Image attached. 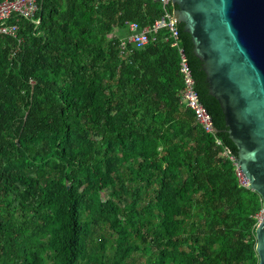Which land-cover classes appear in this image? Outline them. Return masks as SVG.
<instances>
[{"label": "trees", "instance_id": "obj_1", "mask_svg": "<svg viewBox=\"0 0 264 264\" xmlns=\"http://www.w3.org/2000/svg\"><path fill=\"white\" fill-rule=\"evenodd\" d=\"M161 13L158 0H39L10 20L16 37L0 33V264H258L262 197L240 181L190 35L179 24L216 135L181 103L166 29L122 45L129 21Z\"/></svg>", "mask_w": 264, "mask_h": 264}, {"label": "water", "instance_id": "obj_2", "mask_svg": "<svg viewBox=\"0 0 264 264\" xmlns=\"http://www.w3.org/2000/svg\"><path fill=\"white\" fill-rule=\"evenodd\" d=\"M172 2L178 32L181 24L190 35L209 94L223 111L224 131L237 147L234 159L239 170L249 187L262 197L256 251L258 264H264V0ZM189 68L197 102L214 123ZM215 131L220 130L215 127Z\"/></svg>", "mask_w": 264, "mask_h": 264}, {"label": "built area", "instance_id": "obj_3", "mask_svg": "<svg viewBox=\"0 0 264 264\" xmlns=\"http://www.w3.org/2000/svg\"><path fill=\"white\" fill-rule=\"evenodd\" d=\"M162 4V13L153 23L146 26L140 25L136 21H129L127 23L128 33L122 37V45L125 46L127 42L134 44L136 47H144L151 40L155 39V34L161 30L166 29V41L171 43L172 47L178 49L180 54V71L183 76L185 88L182 93L181 103L194 112L196 122L202 128L214 135L215 125L212 122L208 113L197 102L193 79L189 68L188 60L184 48L180 44V34L177 29V22L174 15V5L172 0H158ZM39 9V0H0V33L5 35H12L16 37L19 31V25L15 22H10L13 17H25L33 19ZM218 143L221 141L218 139ZM229 156V152H225ZM230 158L234 159L233 156ZM238 174L243 185H248L244 176L241 174L238 167ZM249 186V185H248Z\"/></svg>", "mask_w": 264, "mask_h": 264}, {"label": "rangeland", "instance_id": "obj_4", "mask_svg": "<svg viewBox=\"0 0 264 264\" xmlns=\"http://www.w3.org/2000/svg\"><path fill=\"white\" fill-rule=\"evenodd\" d=\"M116 33V32H115ZM259 215V219H260V217H261V215H262V213H260V214H258ZM141 260H143L142 258H141Z\"/></svg>", "mask_w": 264, "mask_h": 264}]
</instances>
